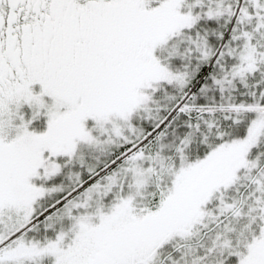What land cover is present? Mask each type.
Instances as JSON below:
<instances>
[{"label":"snow or ice","instance_id":"snow-or-ice-1","mask_svg":"<svg viewBox=\"0 0 264 264\" xmlns=\"http://www.w3.org/2000/svg\"><path fill=\"white\" fill-rule=\"evenodd\" d=\"M45 261L264 264V0H0V264Z\"/></svg>","mask_w":264,"mask_h":264},{"label":"rangeland","instance_id":"rangeland-1","mask_svg":"<svg viewBox=\"0 0 264 264\" xmlns=\"http://www.w3.org/2000/svg\"><path fill=\"white\" fill-rule=\"evenodd\" d=\"M74 171H75V169H74ZM63 179V177H57L55 180H53L51 183H60L61 182V180ZM67 181H65V183H66ZM39 234H43L44 235V233L41 231ZM31 235H33V234H30V236ZM35 235V234H34ZM45 264H48V262L47 261H45Z\"/></svg>","mask_w":264,"mask_h":264}]
</instances>
